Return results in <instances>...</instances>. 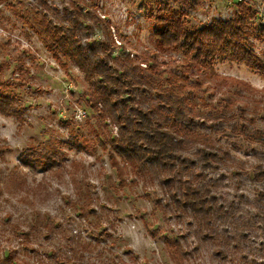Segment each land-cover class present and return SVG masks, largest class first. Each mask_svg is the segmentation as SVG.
I'll list each match as a JSON object with an SVG mask.
<instances>
[{"label": "rangeland", "instance_id": "1", "mask_svg": "<svg viewBox=\"0 0 264 264\" xmlns=\"http://www.w3.org/2000/svg\"><path fill=\"white\" fill-rule=\"evenodd\" d=\"M165 11L184 12L189 32L243 18L264 62V0H0V264H264V76L229 57L199 72L179 49L157 51ZM93 55L114 79L120 62L153 78L112 98L191 128L186 165L122 158V120L100 113L103 83L73 59ZM203 143L221 151L216 165L195 154ZM192 181L210 187L204 216L182 209Z\"/></svg>", "mask_w": 264, "mask_h": 264}, {"label": "trees", "instance_id": "2", "mask_svg": "<svg viewBox=\"0 0 264 264\" xmlns=\"http://www.w3.org/2000/svg\"><path fill=\"white\" fill-rule=\"evenodd\" d=\"M248 11V9L246 10ZM184 12L165 11L155 18V39H157L156 50H178L182 52L183 57H189L190 61H196L199 65L191 66L197 68L199 72L213 71L212 61L216 57H229L232 60L244 63L249 68L258 72L261 76H264V62H262L248 47L246 39L244 38L243 29L245 28L244 19L241 17L227 21H218L211 26H203L197 30L187 31L183 26L185 23ZM79 10L73 12L71 17L72 23L76 26L72 30V34L78 32V22L80 23ZM46 19L40 18L39 23H44ZM48 24V22H47ZM63 32V31H62ZM70 32V33H71ZM70 34V35H72ZM64 36V34H62ZM179 39H184L183 43H179ZM180 44V45H179ZM91 51V48H87L86 51ZM105 53L110 51L104 50ZM65 56H70L68 52H63ZM92 58H73L77 62V67L85 74H87L93 81L103 83L102 88L96 87L95 99H98L97 103L101 104V112H106L108 115H112V112H117L116 118L122 120V125L119 126V142L122 144L118 150L122 154V158L131 160L136 158L137 163L144 161L149 167H165L166 162H170L171 165L175 162H180L186 165L188 160V154H185L182 143L184 142L183 131L191 132L192 129L188 126L178 122L173 126H167L161 124L160 121L153 119L155 109L152 106L136 105V109L133 106H127L124 98L117 100L112 98L114 95L120 96L122 93H128V97L132 94L130 87L138 83H147L153 79L147 74H144L139 66H130L124 62L117 63V73L120 75L119 79H114L109 75V70L112 69L107 61H102L100 57ZM97 58V59H95ZM79 62V63H78ZM148 63V62H147ZM157 59L152 58L148 63L147 69L151 71L152 68L157 66ZM196 65V64H195ZM127 87L129 91H126ZM173 96H167L166 101H170V105L167 109L173 116H179L178 104L180 100L174 99ZM172 99V100H171ZM4 102L0 101V105ZM141 107H144V111ZM112 111V112H111ZM128 113V114H127ZM124 121L128 123V126H124ZM142 143V144H140ZM194 150L198 155L203 165L211 166L216 165L222 157L221 151L215 147L209 146L205 143L197 145ZM142 152H145L143 154ZM150 157L144 158L146 155ZM192 156V155H191ZM209 161V162H208ZM213 163V164H207ZM185 166H183V169ZM259 173L264 175V169L259 166ZM182 170H177L176 175H180ZM181 177V176H180ZM180 177L178 180L180 181ZM119 183L123 184V178L119 177ZM189 181V180H188ZM168 182L163 180L162 184L168 186ZM190 184V185H189ZM192 182H188L183 197L194 196L195 202L191 204L182 205V209L187 208L193 213L205 214L202 210L203 205L208 202L205 198L210 194V187L204 184L193 185ZM179 204L178 200H175ZM186 203V202H184ZM195 204H198L199 210H194ZM204 216V215H203Z\"/></svg>", "mask_w": 264, "mask_h": 264}]
</instances>
